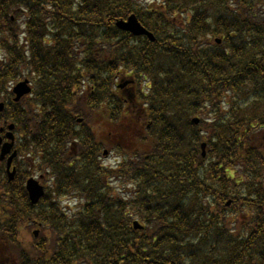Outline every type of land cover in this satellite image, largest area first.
Masks as SVG:
<instances>
[{
	"label": "trees",
	"instance_id": "trees-1",
	"mask_svg": "<svg viewBox=\"0 0 264 264\" xmlns=\"http://www.w3.org/2000/svg\"><path fill=\"white\" fill-rule=\"evenodd\" d=\"M130 15L153 42L115 27ZM0 48V126L29 159L0 170V264H264V0H0ZM32 170L54 183L36 206Z\"/></svg>",
	"mask_w": 264,
	"mask_h": 264
},
{
	"label": "water",
	"instance_id": "water-1",
	"mask_svg": "<svg viewBox=\"0 0 264 264\" xmlns=\"http://www.w3.org/2000/svg\"><path fill=\"white\" fill-rule=\"evenodd\" d=\"M116 27L124 32H128L132 34L133 36H145L149 39L150 42L154 41V36L149 33L147 30H145L141 24L138 22L137 18L134 15L129 16L126 21L120 20L115 23ZM30 89L27 86V81L21 82L15 86L13 89V93L16 95V98L14 99L15 102H17L23 95L29 93ZM3 104H0V110H2ZM195 124H197V120L193 121ZM9 130L13 129V126L10 125L8 127ZM8 139L13 140L11 134H7L6 136ZM1 138H0V144H1ZM11 144H5L2 148L1 158L4 155V149L9 150L11 148ZM201 149L204 150V145L201 146ZM14 156V155H13ZM12 156V157H13ZM12 159V158H11ZM11 159L7 163V168L10 167ZM13 173L9 175L10 179L12 178ZM26 190L28 191V196L30 199V202L32 204H36L40 197L43 196V189L39 186V184L34 181L33 179H29L26 183ZM134 229H141V227L138 225V223H133Z\"/></svg>",
	"mask_w": 264,
	"mask_h": 264
},
{
	"label": "rangeland",
	"instance_id": "rangeland-1",
	"mask_svg": "<svg viewBox=\"0 0 264 264\" xmlns=\"http://www.w3.org/2000/svg\"><path fill=\"white\" fill-rule=\"evenodd\" d=\"M22 17V16H21ZM3 58V51H1V49H0V60ZM116 84H118L117 82H116ZM115 84V85H116ZM141 107H137L136 109L138 110V109H140ZM135 116H137V117H139V111H137L136 112V114H129L128 115V117H127V119L128 120H132V119H134L135 118ZM108 157L107 158H102V160H101V163H102V165H104V166H112V167H114L115 165H116V162H118V160H119V157L116 155V152H111V150H109V153H108V155H107ZM37 176L38 175H36V177H34V178H37ZM50 183V182H49ZM111 185V184H110ZM113 186H114V188L117 190V191H120V190H122V188H121V186H119V184L118 183H113ZM59 204H60V206L65 210V211H67L68 212V214H72V213H74V212H76V210H77V207L79 206V204H80V202H81V200H79V198L78 197H73V196H66V197H64V198H59ZM26 237L24 236V241H26Z\"/></svg>",
	"mask_w": 264,
	"mask_h": 264
},
{
	"label": "flooded vegetation",
	"instance_id": "flooded-vegetation-1",
	"mask_svg": "<svg viewBox=\"0 0 264 264\" xmlns=\"http://www.w3.org/2000/svg\"><path fill=\"white\" fill-rule=\"evenodd\" d=\"M121 90H123V89H121ZM12 168L15 169V175H16V173H17V164L16 163L12 164ZM4 171H5V177H6V168L4 169Z\"/></svg>",
	"mask_w": 264,
	"mask_h": 264
}]
</instances>
